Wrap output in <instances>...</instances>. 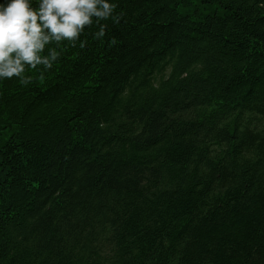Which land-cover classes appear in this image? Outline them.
Instances as JSON below:
<instances>
[{
	"label": "trees",
	"instance_id": "1",
	"mask_svg": "<svg viewBox=\"0 0 264 264\" xmlns=\"http://www.w3.org/2000/svg\"><path fill=\"white\" fill-rule=\"evenodd\" d=\"M113 2L0 80V264H264V0Z\"/></svg>",
	"mask_w": 264,
	"mask_h": 264
},
{
	"label": "clouds",
	"instance_id": "2",
	"mask_svg": "<svg viewBox=\"0 0 264 264\" xmlns=\"http://www.w3.org/2000/svg\"><path fill=\"white\" fill-rule=\"evenodd\" d=\"M115 6L113 0H0V80L15 76L28 85L27 69H51L62 42L75 45L86 26L112 17Z\"/></svg>",
	"mask_w": 264,
	"mask_h": 264
}]
</instances>
